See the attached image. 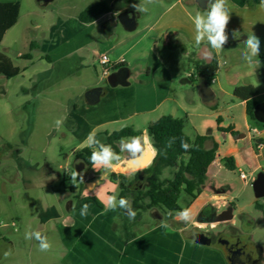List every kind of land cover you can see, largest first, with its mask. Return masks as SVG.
I'll list each match as a JSON object with an SVG mask.
<instances>
[{
  "label": "rangeland",
  "instance_id": "rangeland-1",
  "mask_svg": "<svg viewBox=\"0 0 264 264\" xmlns=\"http://www.w3.org/2000/svg\"><path fill=\"white\" fill-rule=\"evenodd\" d=\"M36 1L32 0L35 3V11L29 10L28 13L22 15L18 23L8 31L0 45V53L10 58L13 64L21 70V74L15 78L0 77V234L4 238L0 243L2 244L0 264H56L58 261L53 247L47 252H41L39 242L35 239H25V233L38 231L46 235L49 240L52 228L48 227L46 232L40 231L42 216L52 213L54 208L61 214L68 215L70 203L74 201L72 195L63 193L65 188H77L81 177L79 174L76 184L72 183V174L78 172L75 166L77 161L74 151L89 147L85 143L86 140H80L66 128V106L78 96L81 98L76 101L77 104L86 103L84 100L86 92L95 88L106 89L105 92L112 91L107 79H101L102 67L97 56L91 54L89 59L93 65L89 67V70L83 71L78 67L77 60L71 61L68 65L64 64V66L61 63L51 64L45 58L40 57L43 55L41 49L30 48V42L39 44L49 37L51 27L58 21V13L61 10L73 15L74 7L81 11L102 0H54L47 5L37 4ZM176 1L124 0L123 4L117 2L111 16L116 25L114 35L121 37L136 32V30L134 32L124 30L118 20L122 12L119 8L126 7L136 11L134 4L140 3L146 6L148 11L143 12V18L140 19L142 27L144 21H153ZM183 1L187 3L188 0ZM191 6L195 7L193 9L195 14L205 13L198 4L199 9L195 5ZM230 12V21L227 25L229 27L226 31L231 40L233 31H238L232 27V24L237 26L243 19L237 17L236 11L230 10ZM237 35L238 38L242 36L239 32ZM168 40L165 36L159 52L165 61V66L177 71L179 65L177 58L180 56L170 52L164 42ZM104 49L105 47L102 46L101 50ZM28 53L32 55V59L21 57ZM189 62V60H184L187 67H193ZM221 63L216 76L220 77L224 89L230 94L220 95L214 107L209 98L204 97L191 85H180V79L174 81V86L169 91L168 86L156 77L151 83L142 77L143 81L135 83L134 89L126 92L123 99L115 95H109L106 99L102 97L101 101L93 106L92 115L95 120L102 116L114 115L118 113V107L122 105V102L131 99L135 101L134 110L145 112L126 120L104 125L95 133L96 138L106 143L108 139L99 135L101 132L111 133L133 128L132 126L142 132L149 121L161 114H170V108L174 107L172 102H166L156 113L146 111L155 106L162 97L170 95L182 104L184 111L175 109V114L185 121V134L191 139H194L197 134L208 137V145L209 138L214 137L218 140L221 150L226 151L229 146L225 145L224 140L228 135L223 132L224 129L219 131L216 127L219 124V114L222 117L221 125L224 127H228L233 120L236 121L237 126L242 124L245 111L234 98L232 89L237 85H247L248 82L256 83V74H254L255 65H247L242 55L239 59L236 56L222 57ZM234 103L236 106L232 108ZM104 110L106 114H103ZM125 110H130L129 105ZM58 118H64V123L60 128H57L54 123ZM255 125L260 129L264 127V124L256 123ZM240 142L242 145H250L249 141ZM117 146L121 150V144ZM126 156V153L121 155L122 158ZM123 162L124 160L121 159L120 165L113 167L114 172L123 173L120 169ZM138 168L141 167L136 169ZM95 169V167H90L86 172L91 176L96 172ZM243 170L249 173L246 167ZM131 171H126L124 174L129 175ZM214 171L213 165L210 173L213 181L232 187V193L229 194L228 199L220 201L222 203L214 200L213 203L215 206L220 204L221 210H231L234 214L235 222L231 226L234 230L241 232V235L238 234V244L245 251L241 258L242 262L252 264L258 260L257 256L262 254V264H264V197H256L252 187L254 179L250 178L246 184L240 178L238 169L231 171L222 166L221 169L215 171L217 173ZM65 172H67L66 177L63 176ZM174 172L173 169H168L164 172V177L172 179ZM58 174L61 176L59 180ZM207 177V187L198 196L200 198L197 206L208 199L206 195L209 194V172ZM53 178L57 180H52ZM193 202L183 194L179 204L184 210L189 209ZM212 224L220 228L225 225H219L216 222ZM220 228L208 227L203 231L214 234L218 233ZM229 239V236H224L222 242L226 243ZM5 252H10V255L6 256Z\"/></svg>",
  "mask_w": 264,
  "mask_h": 264
},
{
  "label": "crops",
  "instance_id": "crops-1",
  "mask_svg": "<svg viewBox=\"0 0 264 264\" xmlns=\"http://www.w3.org/2000/svg\"><path fill=\"white\" fill-rule=\"evenodd\" d=\"M102 1H106L109 4L110 13L103 15L93 23L85 24L78 19V15L82 10H77L74 7L72 9L74 11L73 15L61 10L58 13V21L51 27L49 37L39 44L34 43L36 46L34 49L39 48L43 52L40 57L45 58L51 64L61 63L64 66V64L68 65L71 61L77 60L78 67L86 71L93 65L89 59L91 54L97 56L98 59L102 55H108L113 63L120 64L114 71L120 68L127 69L126 78L119 77L117 86L114 88L109 86L112 91L104 92L100 101L102 97L106 99L109 95H115L123 99L126 92H131L134 89L135 83L143 81L141 80L142 77H145L148 83L154 82L153 78L156 77L165 86H168L169 91L173 88L174 81L180 79V85H191L204 97L209 98L214 107L218 103L217 100L220 95H229L230 93L224 89L220 77L216 76L210 83L197 77L195 63L205 62L209 64L216 60L220 70L222 57L236 56L238 59L241 58L245 47L244 40L248 35L252 34H255L260 39V55H264V10L259 7L260 0H228L229 10L236 11L237 17H242L241 19H243L240 22L241 24L237 26L232 24V27L238 29L239 35L242 36L238 39H229L222 50H214L208 46L212 56L209 62L205 59L202 51V49H205L207 42L204 41L197 45L194 39L195 26L192 22V17L195 15V10H193L195 7L191 5H195L199 9L196 0H188L187 3L183 0H177L163 10L153 21H144L142 27L140 22V19L143 18L142 13L121 7L119 11L128 10L138 15L136 32L128 33V35L121 37L114 35L116 25L112 21L111 16L113 15L114 5L117 2L123 4L124 0ZM8 2L20 3L19 18L26 12L28 13L29 10L31 12L35 11L34 9L36 8L32 0L0 1V3ZM36 3L39 4L37 1ZM207 8L202 10L206 12ZM165 36L169 39L164 42L169 47L170 52L180 56L177 58L179 64L177 71L166 67L165 61L161 58L159 49ZM31 43L33 42H30V47ZM102 46L105 47L104 50H101ZM184 60H189L193 67H187ZM260 62V65H255L254 67L256 83H247V85H253L257 88L259 92L257 96L258 103L264 102V62L261 59ZM101 79L106 80L107 77L101 74ZM80 98L81 96L74 98L73 102L66 106V118L77 104L76 101ZM237 101L240 104L239 106H243L245 111L242 124L237 126L236 121L233 120L228 127H224L221 125L222 117L219 114V124L216 126L219 131L221 129L226 131L222 130L228 135L224 140L225 145L229 146L228 149L223 152L218 140L214 137L209 138V145L208 140L205 143L208 149L217 145V159L209 168V194L207 193L206 195L208 199L198 206L197 203L200 197L193 202L189 207L190 210H193L189 221H183L178 216L172 221L153 220L149 216H144L140 225L127 235L123 234L118 224L120 216L117 215L116 211L106 208L107 197L115 195L118 199L119 195L118 186L112 183L108 177V171L114 170L113 168L95 167L97 174L85 180L86 188L82 189L84 198L77 204L80 209L84 204L90 206L88 216L82 217L80 209L75 214L63 215L54 208L52 211L57 212L59 215L47 213L41 218V232H46L48 227L52 228V235L49 241L57 255L58 261H56V264H238L230 260L229 251L222 243L211 239L209 244H200L192 237V234L197 231L196 229L200 222L198 215L200 211L209 205V211L212 212L209 215V219L212 216H220L225 211L221 210L220 204L215 206L214 200L222 203V200L228 199L229 194L232 193L231 186L213 181V178L210 177L213 165L216 171L221 169L222 166L225 167L222 162L223 158L233 157L239 172H244L243 169L245 167L248 169L249 179H255V175L260 171H264V127L263 129H260L259 126L257 128L255 124L258 122L252 121L246 113V103ZM166 102L174 104V107L170 108V114L168 115L179 118L175 114V109L183 112L182 104L177 98L170 95L162 97L155 106L146 111L156 113ZM128 105L130 110L126 111L125 109ZM134 105V99L124 101L122 105H119L118 113L97 118L94 120L95 124L91 133H96L97 130L106 124L126 120L145 112L134 110ZM235 106L236 103H234L232 108ZM103 114H106V112ZM162 116L167 115L161 114L154 120L149 121L146 128L141 132L142 138L147 140L154 153L155 151L147 135V127L151 122ZM132 127L135 131H138L134 126ZM251 128H257L259 134H252ZM111 133L103 131L99 135H103L108 139V135ZM198 135L201 136L200 134ZM242 140L243 142L249 141L250 145H242L240 142ZM256 142L260 143L259 148H257ZM126 159L124 158L123 160L125 161ZM215 171L214 173H217ZM59 179H61V176L58 177ZM52 180H57V178ZM65 194L69 195L68 193ZM234 222L235 220L233 219L217 224H225L222 226L225 227L230 226ZM163 224H167V227H163ZM218 233H214V235Z\"/></svg>",
  "mask_w": 264,
  "mask_h": 264
},
{
  "label": "trees",
  "instance_id": "trees-1",
  "mask_svg": "<svg viewBox=\"0 0 264 264\" xmlns=\"http://www.w3.org/2000/svg\"><path fill=\"white\" fill-rule=\"evenodd\" d=\"M20 8L19 2L0 3V45L6 33L17 24ZM110 12L109 4L106 1H100L83 9L79 13L78 19L82 23L90 24ZM35 47L34 43H31L30 48L34 49ZM22 58L31 59L32 55L28 53L22 55ZM260 59L264 62V55H260ZM195 71L197 77L210 83L219 72L218 62L216 60L209 64L196 62ZM20 74L21 70L13 64L12 60L0 53V77L12 79ZM258 94L257 88L253 85L237 86L233 91L236 100L246 103V113L252 121H256L254 109L258 104ZM92 110L93 106H88L86 103L76 104L66 118V128L80 140L87 138L94 128L95 119ZM184 128L185 121L183 119L170 115L162 116L151 122L147 127V135L155 151L151 164L129 176L123 173L110 175L113 181L119 178L128 181L130 176L134 179H138L141 175L146 176L147 188L135 192L132 199V208L135 212L157 211L164 214L165 220L172 221L177 217V213L183 210L179 204L183 194L189 197L192 202L201 194L209 168L217 159L218 148L217 145L211 149L206 148L205 143L208 137L198 135L191 139L185 134ZM141 135V132L127 128L109 134L105 144L111 145L112 149L116 151L113 142L120 141L121 138ZM169 141H173L170 147L168 146ZM182 142H186L191 147L185 150L181 147ZM92 151V148H87L75 151V155L84 159L87 165L93 166L90 162ZM222 162L229 170H237L233 157L223 158ZM168 169L175 171L172 179L164 177V172ZM127 184L129 181L120 184V197L127 198V194L131 192ZM2 240L4 238L0 234V243Z\"/></svg>",
  "mask_w": 264,
  "mask_h": 264
},
{
  "label": "clouds",
  "instance_id": "clouds-1",
  "mask_svg": "<svg viewBox=\"0 0 264 264\" xmlns=\"http://www.w3.org/2000/svg\"><path fill=\"white\" fill-rule=\"evenodd\" d=\"M207 11L204 14L197 12L192 17V22L195 26V43L200 45L202 42L206 41L205 49H202L203 55L206 59L211 60V52L208 50V46L214 50L224 49L225 44L229 40L227 34V25L230 21V10L228 8V0H207ZM133 7L136 11L143 13L147 12L146 6L139 4H134ZM260 9L264 10V0H260ZM238 31H233L232 38L238 39ZM244 50L242 52V58L245 63L249 66L260 65V53H261V41L255 35H248L244 40ZM55 126L57 128L62 127L64 123V118H58L55 120ZM85 143L93 151L90 156V162L94 167H104L110 169L120 165L121 156L117 154L111 147L102 143L96 138L95 133H89L86 138ZM121 150L127 151L130 158L135 162L136 158L143 155L146 151H150V146L147 140L142 137H126L121 138ZM173 141H169L168 146L170 147ZM181 147L185 150L189 149L191 146L186 142L181 143ZM79 175L75 172L71 176V181L76 184V178ZM81 181L83 178L81 177ZM89 205L84 204L80 209V215L86 217L89 215ZM106 208L109 210H116L117 208L125 210L126 215L129 219H135L136 212L132 208V203L130 198L120 197L117 199L115 195L108 196L106 199ZM179 219L183 221H189L191 219L190 209H184L177 213ZM163 227H167V224H163ZM25 239L31 240L35 239L39 242V250L41 252H47L51 249L52 245L48 240L46 235L41 234L38 231H29L25 233ZM5 255H10V252H5Z\"/></svg>",
  "mask_w": 264,
  "mask_h": 264
},
{
  "label": "flooded vegetation",
  "instance_id": "flooded-vegetation-1",
  "mask_svg": "<svg viewBox=\"0 0 264 264\" xmlns=\"http://www.w3.org/2000/svg\"><path fill=\"white\" fill-rule=\"evenodd\" d=\"M120 142H121V140L120 141H117V142H113V144L115 146V149H116L115 152L116 153L118 152L117 154H119L120 156L122 155V153H126L127 156L126 157H123V158L121 157V159L122 160L124 158H127L128 159L130 157L129 156V153L127 151L126 152L121 151L118 148V146H117V144H121ZM74 156H75L76 161H77L76 164H75L76 169H77L78 173L80 174V176L83 178V181H81V177H80L79 178V182L77 184L78 185L77 188H75V187L65 188V190L63 191V193H68L69 195H72L73 196V199H74V201L70 203V210H69L68 215L71 214V213L72 214H75L80 209V207H78L77 204L79 203V201L81 199L84 198V196L82 195V189L86 188V181L85 180L88 177L95 176L97 174L95 172L94 175H91V176L88 175L87 174L88 172H86V170L89 169L90 167H93V166L87 165V163L84 161V159H82V158L78 157L77 155H75V151H74ZM66 173L67 172L64 173V175H63L64 177H66V175H67ZM112 173L118 174V173H121V172L111 171L108 174V177H109L110 181L118 186V190H119L118 191V194H119L118 195V199L120 198V194H121V189H120V184L121 183H124V182L125 183H128V181H129V184H127L128 185L127 187L129 188V190L131 192H129L127 194V198H130L131 203H132V199H133V197L135 195V192H137L139 190H145L147 188V186H148L147 181H146V176H144V175H141V177H139L138 179H134V177H130V178L128 177V181H125L123 178H119V179L113 181L110 178V175ZM131 174H129V175H131ZM58 176H60V175L58 174ZM207 179H208V177H207ZM144 185L146 187H144ZM206 187H207V180L205 182V185L203 186V189H206ZM203 189H202V191H203ZM114 211H116L117 215L120 216L119 217V222H118L119 228L123 232V234H126V235L128 233H130L135 227H137L138 225H140L141 219L144 216H149L153 220L154 219H158L159 221L165 220V218L163 216L164 214H160L157 211H147V212L141 211V212H136L135 219H129V217L125 213V210H123V209L117 208ZM211 213L212 212L209 211V205L207 207H205V209H203L202 211H200V213L198 214L199 215V218H200L199 219L200 222L198 224H204V223H206L207 226L206 227H203V228L197 226V229H196L197 231H195L192 234V237L195 238V240H197V238L201 234H204L207 237L206 240H209V238H210V239H212V241L214 240V241H217V242L222 243L223 246H225L227 248V250L229 251V258H230L231 261L237 262L238 264H249L247 262L244 263L241 260V258L244 255V252L245 251H244L243 248H241V245L238 244V238H239V235L238 234L241 235V232L240 231L234 230L231 225L220 228L219 231H218L219 233L217 235H214L213 233L210 234L209 231H207V232H204L203 231L204 229H208V227H209V215H211ZM51 214L52 215H59L55 211L53 213H51ZM224 236H229L230 237V239L226 243H223L222 242V239H223ZM257 259L258 260L254 261L252 264H262V261H263L262 254H259L257 256Z\"/></svg>",
  "mask_w": 264,
  "mask_h": 264
},
{
  "label": "water",
  "instance_id": "water-1",
  "mask_svg": "<svg viewBox=\"0 0 264 264\" xmlns=\"http://www.w3.org/2000/svg\"><path fill=\"white\" fill-rule=\"evenodd\" d=\"M53 1L54 0H37L39 4L43 3L45 5ZM196 3L203 9L208 7L207 0H196ZM118 20L120 24L122 25V27L124 28V30L127 32H134L138 27V21H137L138 15L135 12L128 11V10L122 11L118 17ZM206 60L207 62H209L208 59ZM125 73H127V69L125 68H120L112 72L107 77L108 85L112 88L116 87L119 77H122L124 79L126 78ZM104 92L105 91L103 88H95V89L87 91L85 94L86 104L89 106L96 105L100 101V98L104 94ZM254 117L258 123L264 124V102H260L256 105L254 109ZM154 156H155V153L152 150H150V151H146L143 155L138 156L135 162H133V160L129 157L125 162H123V164L120 166V169L123 173L126 171H131V170L132 171L130 173L141 170L151 164ZM137 167H141V168L136 169ZM133 169H136V170H133ZM252 187L254 189V192L257 198L264 197V171H260L257 174L256 178L254 179L252 183ZM221 215L212 216L209 219V223H214V222L221 223L223 221H231L234 219V216L231 210H226ZM206 239L207 237L204 234H201L197 238L196 241L197 243H200V244H206V243L211 242L210 238L209 240H206Z\"/></svg>",
  "mask_w": 264,
  "mask_h": 264
},
{
  "label": "built area",
  "instance_id": "built-area-1",
  "mask_svg": "<svg viewBox=\"0 0 264 264\" xmlns=\"http://www.w3.org/2000/svg\"><path fill=\"white\" fill-rule=\"evenodd\" d=\"M99 63L102 67V73L101 74L104 77H108L111 74V72L114 71L118 65H120L118 63H113L108 55H102L99 59ZM251 133L254 135L259 134L257 128H251ZM259 147H260V143H257V148H259ZM239 175H240V178L242 179L243 182H245V183L249 182V176L247 173L240 171ZM223 204H225V203H223ZM198 226L203 228V227H206L207 224L206 223L198 224ZM209 227L214 228L215 225L212 223H209Z\"/></svg>",
  "mask_w": 264,
  "mask_h": 264
}]
</instances>
